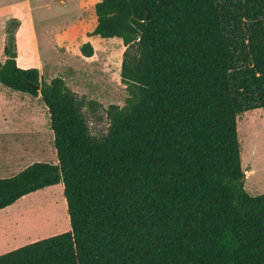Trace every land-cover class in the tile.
I'll use <instances>...</instances> for the list:
<instances>
[{
  "label": "trees",
  "instance_id": "obj_1",
  "mask_svg": "<svg viewBox=\"0 0 264 264\" xmlns=\"http://www.w3.org/2000/svg\"><path fill=\"white\" fill-rule=\"evenodd\" d=\"M88 37L120 39L123 107L22 69L13 29L0 83L41 98L57 164L0 179V211L62 184L70 231L0 264H264V194L246 189L238 122L264 109V0H101ZM80 53L95 54L90 42Z\"/></svg>",
  "mask_w": 264,
  "mask_h": 264
},
{
  "label": "rangeland",
  "instance_id": "obj_2",
  "mask_svg": "<svg viewBox=\"0 0 264 264\" xmlns=\"http://www.w3.org/2000/svg\"><path fill=\"white\" fill-rule=\"evenodd\" d=\"M100 1L0 0V62L7 59L4 48L13 29L19 67L40 70L45 82L60 77L73 92L99 104L95 112L85 110L95 136L108 130L109 106L123 107L129 97L120 77L122 40L96 36L91 43L94 56L80 53L85 35L95 29ZM238 124L246 189L255 196L264 194V109L244 114ZM57 162L50 116L41 98L23 96L0 83V179L34 163ZM70 229L62 184L31 194L0 211V256Z\"/></svg>",
  "mask_w": 264,
  "mask_h": 264
},
{
  "label": "crops",
  "instance_id": "obj_3",
  "mask_svg": "<svg viewBox=\"0 0 264 264\" xmlns=\"http://www.w3.org/2000/svg\"><path fill=\"white\" fill-rule=\"evenodd\" d=\"M60 2L62 3L63 2V0H60ZM28 3V5H29V11H33V9H34V7H33V5L30 3V2H27ZM42 5L41 6H48V3H41ZM96 26H97V23H96V25H95V28H96ZM91 41V42H90ZM87 42H90V43H92L93 42V37H88L87 35H85V42L84 43H87ZM23 94V93H22ZM24 95H28V94H23V96ZM28 96H30V95H28ZM27 97V96H26ZM31 97V96H30ZM25 98V97H24Z\"/></svg>",
  "mask_w": 264,
  "mask_h": 264
}]
</instances>
